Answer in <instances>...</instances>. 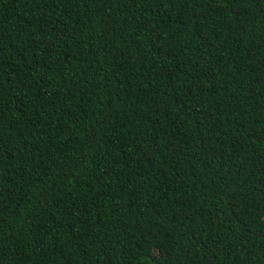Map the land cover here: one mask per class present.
<instances>
[{
    "label": "trees",
    "instance_id": "trees-1",
    "mask_svg": "<svg viewBox=\"0 0 264 264\" xmlns=\"http://www.w3.org/2000/svg\"><path fill=\"white\" fill-rule=\"evenodd\" d=\"M0 264H264V0H0Z\"/></svg>",
    "mask_w": 264,
    "mask_h": 264
}]
</instances>
